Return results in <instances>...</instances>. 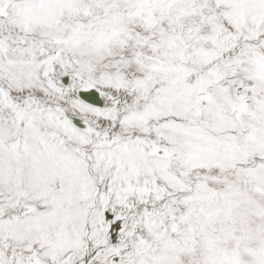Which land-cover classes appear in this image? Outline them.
Segmentation results:
<instances>
[{"label": "snow or ice", "instance_id": "snow-or-ice-1", "mask_svg": "<svg viewBox=\"0 0 264 264\" xmlns=\"http://www.w3.org/2000/svg\"><path fill=\"white\" fill-rule=\"evenodd\" d=\"M0 264H264V0H0Z\"/></svg>", "mask_w": 264, "mask_h": 264}]
</instances>
